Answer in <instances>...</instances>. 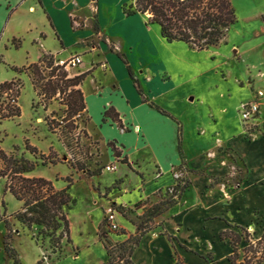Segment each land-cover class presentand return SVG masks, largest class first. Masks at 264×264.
<instances>
[{
    "label": "rangeland",
    "instance_id": "obj_1",
    "mask_svg": "<svg viewBox=\"0 0 264 264\" xmlns=\"http://www.w3.org/2000/svg\"><path fill=\"white\" fill-rule=\"evenodd\" d=\"M120 1L98 0V5L102 4L103 21L113 23L114 30L125 34L131 42L129 45L117 36L120 40L117 53L128 58L132 65L134 86L137 84L146 99L151 97L183 125L182 144L189 155H196L201 150L205 154L216 150L226 152L225 164L234 165L236 169L239 167L243 173L241 157L226 148L224 143L235 135L239 125L245 139L264 134L260 121L244 120L238 111V98L246 99L249 92L255 90H262L264 95V0H232L235 23L221 43L199 51L178 41H160L154 23V28L147 30L141 16L122 19ZM77 3L86 4L85 8L90 10L89 3L96 4L97 0H77ZM21 16L6 31L7 36L0 46V82L11 79L21 82L16 97L20 114L0 118V148L17 158L34 161L36 166L26 175L42 176L55 188L65 187L67 177L71 178L67 189L69 201L63 206L69 221L70 240L67 241L64 235L58 239L62 228L60 221L58 228L52 230L51 226L17 220L15 214L22 211V202L4 190V178L0 177V225L5 229L0 236V245L5 253L0 264H98L100 261L134 264L129 250L135 248L143 234L157 226V216L189 188L191 179L184 169L179 171L178 168L165 176L157 174L146 150L132 154L131 158L138 160L135 167L117 162L122 161V154L116 156L115 149L91 129L85 107L80 108L78 95L71 92L79 88L82 80L77 85L67 86L69 79L82 73L79 66L65 68L63 65L51 73L50 61L52 66L60 65L57 64L59 60L74 55H79L82 60L83 54L97 52L101 47H105L107 52L114 51L117 39L99 28L96 13L87 15L89 25L85 19L69 14L70 27H73L72 19L77 25L68 31L62 22L59 24L65 41L79 37L74 31L88 29V32L66 47L64 54L42 53L39 58L44 56V62L33 71H15L12 66L21 67L41 49L55 48L57 42L49 34L48 25L39 13L33 16L32 23L46 31L47 37L42 44L33 46L29 55L21 48L4 49L6 38L15 33L25 35ZM145 19L146 16L143 22ZM33 33L29 32L25 38ZM85 56L86 62L89 57ZM89 56L91 67L101 64L94 60L93 55ZM159 62L165 70L158 67ZM114 67L115 74L108 76L106 84L121 76L120 65L115 63ZM63 71L65 75L60 76ZM152 75L162 81L155 78L150 83L148 79ZM87 83L92 88L90 81ZM263 101L264 98L261 99ZM5 102L3 94L0 103ZM71 102L73 106H69ZM123 129L127 127L123 126ZM26 140L37 149L36 153L25 149ZM113 144L117 150L120 149ZM207 158L210 157L207 155ZM115 164V171L104 169L105 165L114 169ZM242 173L234 176L233 181L226 175L221 176L222 182L233 187V182L240 179ZM115 174H125L120 186L119 181H113ZM140 174L146 180L141 186ZM124 187L129 189L122 192ZM120 195L123 200L118 198ZM108 201L118 204L122 214L118 219L120 228L116 231H108L104 227L102 211ZM262 215L264 220V208ZM240 234L241 238L250 236L244 231ZM35 244L39 254L33 261L32 249L27 245ZM253 245H257L256 242ZM244 255L250 256L251 252H244L242 259Z\"/></svg>",
    "mask_w": 264,
    "mask_h": 264
},
{
    "label": "crops",
    "instance_id": "obj_2",
    "mask_svg": "<svg viewBox=\"0 0 264 264\" xmlns=\"http://www.w3.org/2000/svg\"><path fill=\"white\" fill-rule=\"evenodd\" d=\"M125 1L119 2L122 19L141 16L144 28L147 30L154 28L153 23H146V19L143 22V17L146 14L135 13L126 16L122 10L123 3H128ZM82 4L77 3V0H0V6H3L0 22V46L4 37L7 36L6 31L19 18V15H22L20 19L25 35L29 32L34 33L30 34L27 39L24 34H12L10 38H6L4 49L21 48L25 50V54L29 55L33 51V46H40L47 34L46 31L32 23L33 16H37L39 13L48 25V32L57 42V46L53 49H41L35 57H29L25 61L26 64L37 61L42 53L64 54L67 50L66 47L71 46L88 32V29L74 31V34L79 37L65 41L59 24L62 22L68 31H72L71 29L76 27L74 25L70 27L69 14H75L79 18L85 19L86 25H89L90 21L88 22L89 16L87 15L96 13L99 28L116 39L117 36H120L124 42L131 44L125 34L114 30L113 23L103 21L102 4L98 5V0L96 4L89 3L90 10L85 8L86 4ZM153 25L157 28V38L160 41H166L160 35L158 26ZM13 39L19 42L17 48L11 43ZM117 40L112 52H107L105 47H101L97 49V52L81 54L82 60L78 66L82 73L86 72V75L79 84V90L82 92L91 129L96 131L104 142L115 143L120 148L118 150L120 155L126 157L127 162L132 166L135 167L138 161L136 158L134 160L131 158L132 154L139 150H146L150 153L157 174L165 176L171 170L178 168L179 171L184 169L191 179L189 188L165 212L157 216L155 223L157 226L139 238L131 253L132 262L134 264H232L229 259V255L232 253L230 237L223 238L220 235L225 230H231L240 235V240L237 243L239 253L237 262L241 261L244 253L243 248L247 247L249 243L258 241L264 232V220H262L264 134L252 139H245L239 125V130L235 132V135L230 136L224 146L241 157L243 173L241 171L240 175L242 173V177L238 179V186L232 187L222 182L221 176L226 175L227 177L229 170V164H225L227 153L216 150L213 152L212 158H207V154L201 152L204 150L197 152L196 155L187 153L182 144L183 125L174 117L162 114L154 106H151L150 102L159 109L165 110L156 104L150 96V99H146L142 93L138 92L128 74L127 65L117 53L120 50V40ZM22 42L25 43L22 44ZM175 42L177 41L170 43ZM262 52L264 54V47ZM85 55L89 57L86 62ZM89 55H93L94 60L101 64L91 67ZM126 60L131 68L132 65L128 58ZM115 63L121 67V76L118 80L113 79L106 84L105 80L108 76L113 77L115 74ZM158 65V67L164 68L160 62ZM155 78L162 81L153 75L148 80L151 83V80ZM89 81L92 88L87 85ZM150 83L148 87L151 90ZM255 92L256 90L249 92L246 99L238 98V103L242 99L244 101L252 99ZM143 97L146 101L143 100ZM262 98L264 95L259 99V113L253 120L260 121L264 132V101L261 102ZM236 105L235 107H237ZM105 111L108 113L105 114ZM118 121L122 127L119 126ZM123 126L127 129L124 130ZM117 162L128 165L123 161ZM116 169L117 165L115 164L114 169L107 171L112 172ZM238 169L240 171L241 168L238 167ZM195 172L202 174H194ZM124 176L125 174H115L113 181H119L120 186ZM140 178L139 186L142 185V182H146L141 174ZM109 185H104V187ZM128 189L124 187L121 190L120 188L122 192ZM118 198L124 199L122 195ZM18 226L20 225L18 224ZM240 231H244L250 236L241 238ZM4 232L5 229L0 225V236ZM101 245L103 244L101 243ZM27 246L31 247L33 261H36L39 254L38 246L36 244ZM15 248L17 250V245ZM4 254L0 245V262L3 261ZM262 264H264V260Z\"/></svg>",
    "mask_w": 264,
    "mask_h": 264
},
{
    "label": "trees",
    "instance_id": "obj_3",
    "mask_svg": "<svg viewBox=\"0 0 264 264\" xmlns=\"http://www.w3.org/2000/svg\"><path fill=\"white\" fill-rule=\"evenodd\" d=\"M123 13L126 16L135 13L146 14V23H154L159 28L160 35L167 41H181L188 46L202 50L209 46H215L221 43L228 29L236 21L235 8L232 0H130L122 5ZM12 45L17 48L19 42L12 40ZM119 57L127 65V71L132 78V71L127 60L121 55ZM44 56L35 62H30L21 67L12 66L15 71L37 69L41 62H44ZM51 73L60 69L61 65H51ZM63 71L60 76H64ZM86 72L69 79L68 85H77L84 78ZM57 85V83H56ZM138 92L141 90L138 85ZM21 82L19 79H11L0 82V97L5 94L6 102L0 103V118H10L20 114V107L16 103V97L19 95ZM72 93L78 95L80 108L84 107L82 92L72 89ZM143 100L146 99L143 97ZM154 106L162 114L169 115L165 110ZM73 106L72 102L71 105ZM108 111H105V114ZM120 127L122 124L118 121ZM114 150L116 156L120 152L114 147L112 141L108 142ZM25 149L31 153H36L37 149L25 141ZM127 162L126 157L122 158ZM36 166L34 161L26 158H17L13 154L5 152L0 148V177L4 178V190L10 192L17 200L22 202V211L17 212L15 217L22 223L35 222L45 226H51L52 230L58 228V221L61 222L62 228L58 234V239L63 235L69 241V221L63 211V206L69 201L67 189L71 184V178L67 177V185L63 188H55L52 182L42 176H27L26 173L33 170ZM221 237H230L232 253L229 259L232 264H262L264 260V232L261 238L256 241L257 245L249 243L243 248L244 252H251L250 256L244 255L242 261L237 262L239 256L237 243L240 235L231 230H225L220 233ZM262 244V245H258ZM133 249L129 250L131 255ZM101 264H107L101 263Z\"/></svg>",
    "mask_w": 264,
    "mask_h": 264
},
{
    "label": "built area",
    "instance_id": "obj_4",
    "mask_svg": "<svg viewBox=\"0 0 264 264\" xmlns=\"http://www.w3.org/2000/svg\"><path fill=\"white\" fill-rule=\"evenodd\" d=\"M72 23L74 26L77 25L76 20H72ZM81 63V57L79 55H74L70 57L69 59H61L58 61L57 64H60L61 66L69 67H76ZM263 96V91L262 90H257L255 92V95L252 99L242 101L238 105V111L242 119L244 120H253L254 118L257 117L259 113V108H260V102L259 99L260 97ZM209 157L213 155V152L207 153ZM113 167L110 165H105L104 169L105 170H111ZM237 174H240L239 169L234 166V165H229V170L227 173V178L231 179L233 181L234 176L236 177ZM228 179V180H229ZM236 179V178H235ZM234 186H238V179L233 182ZM103 222H104V227L109 231L113 230L116 231L118 230L119 227V222L118 219L119 217L122 216L121 211L119 209V205L113 202H107L105 205H103Z\"/></svg>",
    "mask_w": 264,
    "mask_h": 264
}]
</instances>
